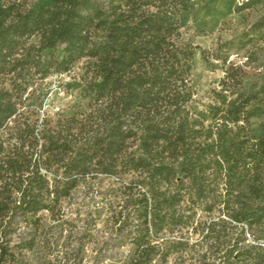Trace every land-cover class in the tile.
<instances>
[{
	"label": "trees",
	"instance_id": "trees-1",
	"mask_svg": "<svg viewBox=\"0 0 264 264\" xmlns=\"http://www.w3.org/2000/svg\"><path fill=\"white\" fill-rule=\"evenodd\" d=\"M195 10L0 0V264H29L38 214L61 217L80 185L106 212L105 264H264V82L212 54L223 76L196 100ZM84 59L76 96L50 116L44 80Z\"/></svg>",
	"mask_w": 264,
	"mask_h": 264
},
{
	"label": "rangeland",
	"instance_id": "rangeland-1",
	"mask_svg": "<svg viewBox=\"0 0 264 264\" xmlns=\"http://www.w3.org/2000/svg\"><path fill=\"white\" fill-rule=\"evenodd\" d=\"M194 2L196 10L185 36L200 48L196 51L191 75L196 100L204 103L210 100V90L217 87L223 76V58L227 59L226 65L229 62L247 64L244 66L249 74L245 81L247 86L251 82H264V26L258 27L260 22H264V0H222L215 7L206 6L203 0ZM206 8H210V13H205ZM212 54L222 59L215 60ZM85 62V59L81 60L71 70L44 80L48 91L42 108L50 116L64 109L76 96V91H69V86L78 81ZM259 96L260 105L264 108V93ZM99 207V198L88 195L80 185L71 198L62 203L61 217L52 219L48 212H40L38 243L34 251L27 252L24 258L22 256V261L28 259L29 264H71L75 257H82L83 264L99 261L105 264L106 212H101L98 217L96 211L100 210ZM93 221L95 227H92Z\"/></svg>",
	"mask_w": 264,
	"mask_h": 264
}]
</instances>
